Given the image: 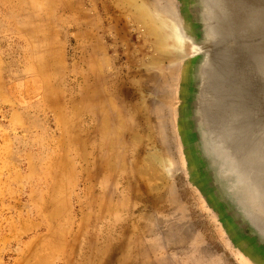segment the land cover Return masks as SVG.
Returning a JSON list of instances; mask_svg holds the SVG:
<instances>
[{"label":"rangeland","instance_id":"rangeland-1","mask_svg":"<svg viewBox=\"0 0 264 264\" xmlns=\"http://www.w3.org/2000/svg\"><path fill=\"white\" fill-rule=\"evenodd\" d=\"M171 14L201 53L158 41ZM97 72L130 130L109 177ZM79 223L106 264H264V0H0V264H64Z\"/></svg>","mask_w":264,"mask_h":264},{"label":"bare ground","instance_id":"bare-ground-1","mask_svg":"<svg viewBox=\"0 0 264 264\" xmlns=\"http://www.w3.org/2000/svg\"><path fill=\"white\" fill-rule=\"evenodd\" d=\"M31 13V12H30ZM142 14V13H141ZM157 18H158V20H159V23H160V25H161V27H162V29H163V34L162 35H160V37H158V41L159 42H161V44H164V45H166V41H168V40H170V45H171V47H172V49H173V51L176 53V54H182L183 53V55H184V57L185 56H188V53H186L187 51V49H189V50H191L192 52H193V54H198V53H201L202 52V47L199 45V44H197V43H195V42H193L190 38H189V36L188 35H186L185 33H184V31H183V29L179 26V24L177 23V21H176V19H175V17L173 16V14H171V16L170 15H168V16H165V17H161V16H157ZM31 21H32V19H31ZM49 36V35H48ZM186 46L188 47V48H186ZM157 58L155 57L150 63L151 64H154V63H157ZM41 66V65H40ZM39 66V67H40ZM37 67V66H36ZM40 69V68H39ZM95 69V68H94ZM42 69H40V71H41ZM96 71V70H95ZM39 72V71H38ZM99 79H100V77H99V75H98V72H97V74L96 75H94V79H93V83H95L96 84V86H93V85H90V84H88V82H87V79H85V85H84V90H86L84 93L83 92H81L82 93V95H81V98L83 99V100H88V101H86V103L88 102H90V103H92V105L90 104V108H87L86 107V110L88 109L90 112H89V114L91 113V114H93L92 116H91V114H90V116L92 117V118H94V120H95V122H96V126H95V128H93L92 130H89V131H91L92 133H94V134H98L99 136H100V141H102L103 143H104V145H105V150H106V154L107 155H105V157L104 158H102L99 162L97 161L96 162V165H99V170H100V175H101V177H109L112 173H114V171L113 170H117V169H122L123 167H124V162H123V159H124V154L122 153H120V154H118L117 155V157H116V159L118 160V163H114L113 161H115L114 160V158H115V156H116V153H114V151H113V148H114V146L115 145H118V146H121L120 144H122V145H124L123 143V139H124V137L126 136V135H124L125 133H128V132H130V130H128V126L127 125H123V127H122V130L121 129H119V130H121L122 132H120L118 135H116V138H114L112 135H110V136H106V132H109L108 130H107V128L105 127V126H109V124H111L110 123V117L108 116V115H110L111 113L113 114V109H115L116 108V106L114 105V103H113V98L111 97V95H109V94H107V89H104V88H102L101 86H100V84L98 83L99 82ZM123 80L124 81H122V82H124V83H126L127 84V82H126V80L123 78ZM95 89V90H94ZM122 89V88H121ZM92 90V91H91ZM91 93H92V95H91ZM94 93V94H93ZM80 96V95H79ZM113 96V95H112ZM80 98V100H82ZM82 100V101H83ZM95 100V101H94ZM82 101H80V102H82ZM58 102V101H57ZM62 104H63V102H61ZM61 103H59L58 102V104H61ZM84 103H85V101H84ZM137 103V102H136ZM141 103V102H140ZM77 104H78V106H80V105H82L83 106V104L81 103L80 105H79V103L77 102ZM85 105V104H84ZM88 105V104H87ZM140 105V104H139ZM139 105H134V109L135 110H137L138 108L140 109V111H141V107L139 106ZM82 106H80V110H81V108H82ZM89 106V105H88ZM59 107V106H58ZM75 107V106H74ZM60 108H62V106L60 107ZM77 108V107H76ZM137 108V109H136ZM74 110V109H73ZM85 110V111H86ZM125 110V109H124ZM76 111L78 112L79 110H78V108L76 109ZM83 112H85L84 111V109L82 110ZM114 112H116V110L114 111ZM61 113V112H60ZM73 113H75V111H73ZM82 113V112H81ZM86 113V112H85ZM76 114V113H75ZM74 114V115H75ZM77 114H79V113H77ZM76 114V115H77ZM119 115V114H118ZM63 116V115H62ZM79 116V115H78ZM117 116V115H116ZM65 117V116H64ZM121 118V117H120ZM91 119V118H90ZM112 119H114V117H112ZM116 119V118H115ZM93 120V119H92ZM87 121V120H86ZM115 121V120H114ZM121 120H117V122L119 123V126L121 127L122 126V122H120ZM116 122V123H117ZM65 123V122H64ZM115 123V122H114ZM113 123V124H114ZM124 124H126V123H124ZM105 127V128H104ZM113 127V126H112ZM109 128V127H108ZM118 128V127H117ZM132 128V127H131ZM115 129V128H114ZM113 129V130H114ZM86 130V129H85ZM84 130V131H85ZM134 130V129H133ZM132 130V131H133ZM89 131H87L86 133H90L91 134V132H89ZM112 131V130H111ZM115 131H117V129L115 130ZM85 133V132H84ZM88 134H86V135H88ZM93 135V134H92ZM108 135V134H107ZM133 135V134H132ZM135 135V134H134ZM91 136V135H90ZM137 136H139V135H135V136H131V137H133V138H138L139 139V137H137ZM130 138V137H129ZM133 138H131L132 139V141H135V139H133ZM84 139H87V137H84ZM140 140V139H139ZM137 141V140H136ZM126 146V145H125ZM116 148V147H115ZM80 149V148H79ZM82 151V150H81ZM82 153V152H81ZM82 155H84V153H82ZM81 155V156H82ZM112 159V164H111V162H110V160ZM151 160V159H150ZM142 161V160H141ZM153 160H151V165H150V168L151 169H153V171L155 172V170H156V165L152 162ZM147 165V164H146ZM144 167H146L147 168V166H144ZM131 168H133V167H131ZM142 170H143V168H139V166H134V173L135 174H137V175H141V174H143L144 172H142ZM87 174L86 175H89L88 177H90V176H92V171L90 170V169H88L87 171ZM152 175V174H151ZM143 176H144V174H143ZM146 177L148 176L149 177V175H145ZM144 176V177H145ZM157 178V177H156ZM151 179V178H150ZM99 192H100V190H99ZM105 194V193H104ZM95 196V195H94ZM92 197H93V195H92ZM99 199V202H100V200L102 199V197L101 198H99V196L97 195L95 198H93L92 200H96V199ZM103 200V199H102ZM101 200V204H99L98 206H97V211H96V213L98 212V214L97 215H95L96 213H94V215L96 216V218H100V217H104V216H107V217H110L111 218V214H112V211H114V209H116V205L115 204H112L110 201L109 202H106V204H102V202H104V201H102ZM124 205V204H123ZM122 205V206H123ZM125 207H126V205H125ZM65 209V208H64ZM95 209V208H94ZM59 211V210H58ZM63 211V210H62ZM95 211V210H94ZM56 213H58V212H54V216L55 215H57L58 216V218H59V215L58 214H56ZM82 213H85V212H82ZM101 214V215H100ZM83 215V214H82ZM88 216H89V214H87ZM53 214H51V219H53ZM57 216H55V217H57ZM57 218V219H58ZM68 218H69V216H68ZM81 218H82V216H81ZM85 218H87V216L85 217ZM95 218V217H94ZM106 218V217H105ZM89 218H87V220H88ZM71 220V219H70ZM87 220H85L86 222H87ZM98 220H100V219H98ZM89 221V220H88ZM71 222V221H70ZM70 222H69V224H70ZM68 224V225H69ZM67 227V226H66ZM88 228H90L89 227V223H87V224H83V223H79V225H74V227L72 226L71 227V229L70 230H68V234L70 235H68L69 236V238L67 237V236H64L63 235V233L61 234V240H59V235L58 236H54V238L55 237H58V240H55V241H57L56 242V246L58 245L57 243H58V241L59 242H61V245L63 246V247H65V248H61L60 249V247L61 246H59V248L58 249H60L62 252V254L61 255H63L64 257V259H65V262H66V258L67 257H70V256H72V255H74V254H76V253H79L78 255H80V256H82L83 257V255H84V257H83V259H82V262H80V263H78V264H106V263H108V261H109V259H110V256L109 257H107L106 259H103V257H102V255H103V253H105V250L106 249H111V245H106V246H102V244H98V245H96L94 242L95 241H92V238H90V239H87V243H89L88 245H87V247H85L84 248V246H83V244L81 245V246H79L78 247V249H77V252L76 251H74V244L77 242V241H80V239H83L84 240V238H87V236H88ZM67 230V229H66ZM83 231V232H82ZM65 233V232H64ZM87 234V236L85 237V234ZM111 232L109 231V230H107V236L108 237H110L111 235ZM104 235V234H103ZM84 236V238H82ZM52 238V237H51ZM89 238V237H88ZM56 239V238H55ZM52 240H54V239H52ZM51 240V241H52ZM86 240V239H85ZM55 244V243H54ZM60 244V243H59ZM52 247V246H51ZM55 247V246H54ZM58 247V246H57ZM105 247H106V249H105ZM57 249V250H58ZM63 249V250H62ZM104 251V252H103ZM111 251H113V249H111ZM58 252V251H57ZM58 253H60V252H58ZM105 254H107V253H105ZM59 255V254H58ZM60 256V255H59ZM78 257V256H77ZM76 257V258H77ZM62 258V257H61ZM53 259V258H52ZM93 259H95V261H93ZM81 261V260H80ZM123 261V260H122ZM64 262V264H66ZM68 263H70V261L68 260V262H67V264ZM122 263V262H121ZM124 263V262H123Z\"/></svg>","mask_w":264,"mask_h":264}]
</instances>
